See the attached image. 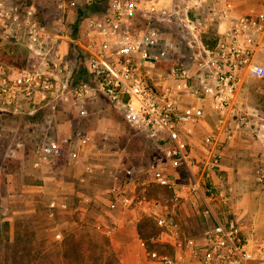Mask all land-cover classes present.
<instances>
[{
  "label": "built area",
  "instance_id": "built-area-1",
  "mask_svg": "<svg viewBox=\"0 0 264 264\" xmlns=\"http://www.w3.org/2000/svg\"><path fill=\"white\" fill-rule=\"evenodd\" d=\"M145 2L60 0L59 8L77 9L79 19L75 29L61 25L53 30L40 20L33 6L21 12L18 6L0 2V46H23L37 60L35 71L26 69L12 79L16 90L1 87L0 92L7 101L17 93L26 99L38 98L49 126L60 112L59 105L87 117L90 102L102 98L134 129L165 148L169 161L187 169L192 193L214 198L212 188L204 189L203 176L196 174L201 163L203 172L219 169L223 143L251 126L256 117L242 109L240 95L249 79L264 78V9L255 0H184L189 3L184 10L173 0L171 4ZM138 16L149 24L138 27ZM174 18L182 26L179 37L164 30ZM67 44L72 45V61L66 59ZM7 80L0 76V84L6 85ZM208 116L210 132L201 141V158L193 153L188 134L190 126ZM257 126V137L264 145V130ZM69 144L67 137L47 138L42 159H54ZM22 145L15 143L7 156L13 157ZM137 171L136 167L125 168L122 180L108 194L123 210L141 212L154 223L158 232L148 242L155 244L169 236L182 247L170 256L149 251L159 264H264V247H252L235 219L220 218L207 210L212 225L200 238L186 235L176 218L184 183L158 162L148 180ZM255 175L264 183V160ZM151 183L172 197L153 196ZM61 207L67 206L62 202Z\"/></svg>",
  "mask_w": 264,
  "mask_h": 264
},
{
  "label": "rangeland",
  "instance_id": "rangeland-1",
  "mask_svg": "<svg viewBox=\"0 0 264 264\" xmlns=\"http://www.w3.org/2000/svg\"><path fill=\"white\" fill-rule=\"evenodd\" d=\"M0 2L18 6L21 12L25 7L33 6L40 20L51 30L59 29L61 25L75 29L79 19L78 13L74 15L69 9H60L58 6L60 0H0ZM255 4L264 9V0H255ZM174 21L175 18L171 22V27L166 25L164 30H171L179 37L182 26ZM135 23L143 28L149 21L143 16H138ZM67 45L69 53L66 54V59L72 61L74 59L70 52L72 45ZM12 46H0L2 65L0 76L8 79L6 85L0 84V88L5 87L8 92L17 89L12 79L20 77L26 69L29 71L37 69L35 57L23 46L14 47V44ZM181 49L184 52V48ZM262 59L264 60V57ZM81 72L80 69L78 76H81ZM0 94V264H121L118 250L111 246L108 238L102 235L99 229L95 227L86 230L82 227L94 224L101 209L98 203L89 201L86 204L82 198L75 194L68 196L66 190L55 188V185L49 182L46 183L44 193H39L38 196L35 193L19 191L24 183L31 184L35 181L33 180L36 176L35 161L45 165L43 173L46 176L62 177L66 183L72 179V184L77 185L76 188L78 184L82 185L85 182V176L95 174H102L103 179L111 181L110 184L113 186L115 182L122 180L124 169L131 166L137 168L143 180H148L156 162L172 171L179 177V181L184 183L187 169L183 165H175L169 161L165 156V148L134 129L117 111L120 116L118 129L121 133H100L95 131L97 127H94V132L91 131V121L96 122L98 126L102 113L90 105L87 117H80L77 113V116H74L73 108L59 105L60 112L49 126L40 111L38 98L26 99L21 93H17L16 97L11 96L7 101L4 100L6 94H3L2 90ZM240 102L241 106H250L251 109L245 111L256 114L252 119L255 118V123L264 128V78L249 79L241 92ZM49 137L56 139L67 137L70 144L61 147L54 159L43 160L41 148ZM83 138H88L85 143L80 142ZM17 142H21L22 147L13 157H8V150ZM104 144L106 150L102 148ZM102 150L109 151L111 159L117 158L119 153L122 161L107 166L101 159L106 158V155L101 153ZM42 165L37 168H41ZM75 175L81 176L77 178ZM107 184L109 183L104 185ZM201 185L204 189L210 188L209 183L204 180ZM149 189L153 196L163 195L164 199H170L171 194L160 186L151 183ZM64 196L67 197L64 198L66 208L52 205L53 202L58 204V200ZM109 197L112 209L116 213L123 211L120 203L112 195ZM217 202L218 200H215L212 203ZM88 204L89 211L83 210L85 217H82L80 211L72 214L64 212L70 206L82 208ZM26 210L27 212H24ZM219 211L221 212L219 214L222 215L224 212L229 218L239 217L229 206ZM137 214L142 217L138 227L139 235L145 240L146 245H150L149 237L158 231L150 219L143 217L141 212ZM207 219L209 221L205 229L214 221L213 218ZM57 234L61 236L58 238ZM160 246L164 251L168 248L164 243ZM148 257L147 262L150 261ZM158 261L156 259L155 263Z\"/></svg>",
  "mask_w": 264,
  "mask_h": 264
},
{
  "label": "crops",
  "instance_id": "crops-1",
  "mask_svg": "<svg viewBox=\"0 0 264 264\" xmlns=\"http://www.w3.org/2000/svg\"><path fill=\"white\" fill-rule=\"evenodd\" d=\"M145 1L146 5H150L155 1L158 3L171 4L172 0ZM173 1L180 3L181 9L184 10V6L186 5L184 0ZM188 4L185 7H187ZM69 11L74 15L75 13H78L77 9H69ZM89 105L93 109L100 110L99 113H102V119L98 123V126L96 125V122L91 121V131L94 132V127H97L95 131L100 133H121V130L118 129L120 116L115 110L109 107L104 99L99 98L92 100ZM242 109L250 110L251 108L247 105L242 106ZM72 113L74 116H77L75 111ZM255 120L256 119L253 118L251 120V126L246 127L241 132L235 133L233 139L223 143L219 169L208 171V173L203 172V164H200L196 177L199 178L203 176V180L209 183L212 188L215 194L214 198H203L201 197V194L192 193L189 173L185 171L184 188L180 192L182 200L177 209L176 218L179 222L180 228L186 235L193 238H200L202 236L203 232L207 229H205V226L209 221L207 218H212L207 215L209 214L206 213L207 210L220 218L230 219L231 217L229 218L224 212L222 215L219 214L221 213L219 210H225L226 207L229 206L233 209L235 214L239 215L238 218L234 216V218L231 219H235L242 224V233L252 247L257 246V244H261L264 247V183H259L255 175V170L260 161L264 160V145L257 137L259 126L254 125ZM210 123L211 118L208 116L198 124L190 126L189 128L188 139L192 144V151L196 156L201 158L204 157V147L201 141L203 137L210 132ZM261 127L262 130H264L263 126ZM102 148L104 150L107 149L105 144ZM119 149L120 147L118 150ZM104 150H102L101 153L104 154V156L106 155V158L101 157V159L107 166L115 165L114 163L117 164L122 161V159L119 158V153L117 158L111 159L109 151ZM35 162L36 164H34V166H36V168H33L36 172L35 179H33L35 181L31 184L27 182L24 183L19 191H22V193H35L36 196H38L39 193H44L46 183L49 182L55 185V188L60 187L61 189L66 190L68 196L75 194L77 197L82 198L81 200L86 204L89 201H95L98 203L99 206H101V209L96 215L94 224L82 227H85L86 230L90 228L95 229V227L96 229H99L100 233L108 238L111 246L118 250V258L121 264H159L158 262L155 263L156 258L148 257L149 251H154V253L159 256H170L175 255L182 250V247L175 244L169 236L161 237V239L154 245H146L145 240L139 235L138 231L139 222L142 217L139 216L135 210H123L116 213V211L112 209V206H110V194H108V190L112 186L110 184L111 181L108 182V180H104L102 174L85 176V182L82 185L77 183L78 188H76L75 186L77 185L74 183L72 184V179L66 183L62 177L56 178L53 176H46L45 173H43L45 165H42L37 161ZM39 165H42L41 168H37ZM75 176L78 178L81 175ZM105 183L109 184L104 185ZM130 187L131 185L125 186V190H130ZM170 194L171 198L172 193ZM219 195L227 198V200L223 201ZM155 197L164 198L165 196L160 195ZM64 198L67 199V197L64 196L58 200V206H61L62 202L64 203ZM215 200H218V202L213 204L212 202H215ZM89 204L84 205L82 208H73L70 206L64 212L72 214L73 212L80 211L82 217H85V212L83 210L88 212ZM24 212H27V210ZM112 225L114 226V229L108 233L107 229ZM162 239L163 241L161 242ZM161 243L167 245L168 248L166 251L160 246ZM185 250L186 247L184 248V251ZM147 257L150 259L148 262L146 259Z\"/></svg>",
  "mask_w": 264,
  "mask_h": 264
}]
</instances>
